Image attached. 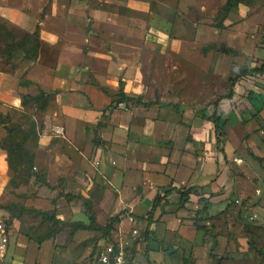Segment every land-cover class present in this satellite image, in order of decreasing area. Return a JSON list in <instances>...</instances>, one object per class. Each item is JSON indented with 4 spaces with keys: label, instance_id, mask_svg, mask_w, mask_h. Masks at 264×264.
<instances>
[{
    "label": "rangeland",
    "instance_id": "rangeland-1",
    "mask_svg": "<svg viewBox=\"0 0 264 264\" xmlns=\"http://www.w3.org/2000/svg\"><path fill=\"white\" fill-rule=\"evenodd\" d=\"M227 1H61L71 5L67 9L54 7V0H0L28 15L34 12L46 35H60L59 43L45 44L41 36L35 37L33 32L0 15V246L5 247L0 252V264H43L41 260L44 264H92L94 250L105 240V232L80 237V232L55 219L89 223L85 199H90L96 223L106 227L113 218L107 209L115 206L119 196L107 175L109 167L115 166L107 160L113 149L105 147L97 134L102 124L88 128L95 131L93 139L80 138L77 157H71V164H63L60 155L70 156L75 146L73 138L67 133L63 138L57 128L65 126L66 115L60 113L54 93L43 97L38 87L30 88V93L25 91L31 86L28 74L49 71L47 79L61 77L57 84L64 87L63 78L72 69L77 73L78 69L81 73L84 70L80 83L86 77L89 85L108 96L101 112L111 127L127 110L167 120L180 114L173 100L171 105L158 109L141 104L135 95L133 101L123 105L118 100L127 86H138L157 98L156 105L161 104V99L164 103L173 99L169 89L180 90L185 102L202 99L208 104L215 90L217 96L219 92L228 93L229 79L247 63L264 66V0H240L230 10ZM257 81L264 85V80L258 78L239 84L235 105L242 103L251 86L263 92L256 86ZM14 98L21 99V104L13 106ZM231 107L226 111L234 114L242 106ZM204 109L211 111L201 108ZM262 130L252 136L264 150ZM44 135L51 139L43 141ZM158 142L159 146L165 145L161 138ZM101 145L103 149L99 150ZM252 151L253 160L258 161L253 169L254 182L249 186L254 194L233 193L228 204L206 212H201L204 202L199 207L196 202L189 203L182 221L197 231L195 241L190 244L178 232L160 236L162 246L152 241L150 244L154 263L181 264L182 256L186 264H264V255L258 251L264 250V158L256 157ZM42 188L44 196H40ZM196 192L195 201L202 196ZM121 213L122 220L114 225L112 235L130 231L131 219L138 226L149 216L134 217L128 209ZM13 225L17 230L14 240L9 236L7 241L5 236ZM21 235L25 243L20 241ZM52 238L56 240L54 249L48 252V259L41 258L42 242ZM142 249L144 252L145 245ZM178 251L177 257H172Z\"/></svg>",
    "mask_w": 264,
    "mask_h": 264
},
{
    "label": "crops",
    "instance_id": "crops-1",
    "mask_svg": "<svg viewBox=\"0 0 264 264\" xmlns=\"http://www.w3.org/2000/svg\"><path fill=\"white\" fill-rule=\"evenodd\" d=\"M61 1L64 0H54L53 6L57 8L64 6L69 9L71 5L62 4ZM0 15L29 32L35 33L39 30V36L46 42H44L45 44L60 42L59 34L51 32L49 36L46 35L34 12L28 15V13L18 8L0 3ZM78 71L80 73L72 69L65 77L66 79L63 78L66 82L64 87H58L57 84L61 77L52 76L50 77L53 79L52 81L47 79L49 71L39 72L38 75L28 74L29 80L27 81L31 86L26 87L25 91L30 93L33 90L30 88L38 87L39 89L42 88L41 92H44L46 97L54 93L53 100L58 103L60 113L66 115L65 126H57V128L63 132V138H66V133L70 139L73 138L75 146L71 147L69 153L72 154L70 156H67L66 153L60 155L63 157V159H60L63 164L69 165L72 163V159L75 156L77 157L76 151L78 148L76 146H79L80 138L84 136L87 139H93L95 131L93 129L88 130V128H91L94 124H102L103 127L97 134L105 142V147L110 146L113 149L109 153L105 151V154L108 153L107 160L109 162L111 160L115 164L114 167H109V174L107 173L109 184L119 193L115 206L112 205L107 209L111 217H115L125 209H128L129 214L134 217H145L152 209L156 194L163 193L170 188L183 191L190 190L192 194L189 203L196 202L197 207H199L198 205L202 203L199 200L206 199L211 203L210 209L228 204L233 193H239L240 195L252 193V187L249 188V186L254 182L253 169H255L254 166L258 161L253 160L250 151L253 150L255 153L252 152L256 157L264 158L263 148L258 147L261 142L256 141L252 134L255 131L264 129L261 126V124L264 125V109L258 112L249 102L242 101V103H236V105L241 104L242 107L237 112L233 109L234 114L229 110L226 111L228 107L236 106L235 102H238L236 100L239 98V85L236 86L235 102H224L222 105L225 119L228 120L225 127L227 134L224 146L225 158L218 151L216 141L212 138L213 126L197 115L196 112L200 111L202 107L209 108L218 97L229 94V86L227 87L228 93L219 92L220 96L216 95L218 90H215L216 93L212 92L213 99L208 104L202 102V99L185 102L184 98L186 97L182 96L180 90L169 89L168 95L172 96L173 99L169 103H167L168 101L164 103L161 99L162 105H156L157 98L147 95L144 89L140 90L138 86L135 89L127 86L124 91L127 96L141 97L142 102L152 103L148 106L152 109H158V107L165 104L171 105L173 100L179 106L180 114L175 113L171 118L159 121L157 115L154 118H146L133 112V110H127L120 113L119 122L111 127L107 125L109 121H105L101 112L105 107V102L107 103L108 96L89 85L86 77L80 83L81 77L79 76H84L85 73L84 70L82 73L80 69ZM185 87L188 88V85ZM251 87L248 88V91H257V89ZM142 88L144 87L142 86ZM190 89L189 87L188 91ZM176 90L178 94H175ZM21 102V99L14 98L11 104L18 106ZM61 116L63 115L61 114ZM243 119H246L247 122H244ZM159 138L164 141L165 145L159 146ZM50 139L49 135L42 136V140L45 142ZM102 149L103 145L99 146V150ZM71 157L73 158L71 159ZM103 176L106 179V175ZM196 191L202 195L198 197L197 201H195ZM44 192L45 189L42 188L40 196H44ZM167 200L169 206L165 208L164 212L158 210L154 217L155 222L152 229L155 236L161 240L160 236L178 232L190 244L193 243L197 231L187 228L182 221L184 216L188 214V205L181 208V197L178 192L170 195ZM87 217L90 223L89 214ZM59 220L65 221V219ZM74 222L89 224L81 220L72 223ZM15 225L11 226L6 234L5 239L7 241L10 240L9 236L13 237L12 241L14 240V234L17 231ZM77 231L80 232L79 236L82 237L85 233H93L96 230ZM21 237L23 239H20V241L25 243V237L23 235ZM55 244L56 240L54 238L43 241L41 244L43 251L41 258L48 259V252L54 249ZM179 253L178 251L172 257L176 258ZM180 258L181 264H184V258L182 259V256ZM41 261L44 264V261Z\"/></svg>",
    "mask_w": 264,
    "mask_h": 264
},
{
    "label": "trees",
    "instance_id": "trees-1",
    "mask_svg": "<svg viewBox=\"0 0 264 264\" xmlns=\"http://www.w3.org/2000/svg\"><path fill=\"white\" fill-rule=\"evenodd\" d=\"M240 0H228L226 7L228 10L233 9L234 5L238 3ZM35 37L39 38V30H37L34 34ZM262 45L264 46V35L261 41ZM248 78H258V80H264V66L260 67H252L250 64H246L245 68L241 69L236 76L232 77L229 79V94L222 95L218 97L211 105H210V110H200L196 114L199 115L202 119L207 121L213 126V136L215 137V141L217 144V149L221 153V155L225 156V142L227 138V134L225 131V127L227 125L228 120L224 118V113L222 111V105L224 102H231L234 99V96H236V86L241 84V82L247 80ZM256 86H259L263 89V92H257V91H248L246 94V97H244V102L247 101L249 102L256 111L261 112L264 109V85H262L259 81H257ZM42 96L45 97V93L41 92ZM240 94V93H239ZM238 94V95H239ZM139 101L142 102L141 97H136ZM133 101L132 97L127 96L124 92L121 94V97L119 98L118 102L119 103H129ZM140 103V102H139ZM146 107L150 106L152 103H143ZM208 108V109H209ZM246 119H243L244 122ZM226 158V156H225ZM224 158V159H225ZM178 192L181 197V208H184L187 206L190 202L191 199V191L190 190H178L176 188H170L163 193L159 192L156 194V196L153 199V206L152 209L149 213L148 218L146 219L147 222H144L147 224V229L146 232L143 233V237L145 238L147 244H146V249L144 251V256L146 260L148 261L149 264H156L152 262L151 260V253L154 251L152 246H150L151 241L154 243L156 246L160 247L163 245L162 241H160L156 236L155 232L152 229V225L154 223V217L158 210L161 212H164L165 208L169 206V201L167 200L170 195L173 193ZM199 202H204V206L201 209V212H206L207 210H210L211 208V203L207 201L206 199H200ZM85 208L86 211L89 214V219L90 223L85 224L83 222H74V223H69L65 222L59 219H55L57 223L64 227H71L73 230H96V231H104L105 232V240L106 239H111L114 235H112V228L114 227L115 224L120 222L122 220L123 213L117 214L115 217H113L110 220V223L106 227H102L100 225L96 224V214L93 210L92 203L90 200L85 199ZM36 212V211H34ZM52 219V218H51ZM211 254H214L215 249L212 248ZM261 254L264 255V250H258ZM214 258V256L212 257ZM187 260H184V264H186ZM217 264H221L218 262Z\"/></svg>",
    "mask_w": 264,
    "mask_h": 264
},
{
    "label": "built area",
    "instance_id": "built-area-1",
    "mask_svg": "<svg viewBox=\"0 0 264 264\" xmlns=\"http://www.w3.org/2000/svg\"><path fill=\"white\" fill-rule=\"evenodd\" d=\"M131 222L133 227L130 231L120 230L111 239H106L97 246L92 264H149L142 249L147 244L143 237L147 224L137 226L133 219ZM4 251L5 247L0 246V252Z\"/></svg>",
    "mask_w": 264,
    "mask_h": 264
}]
</instances>
